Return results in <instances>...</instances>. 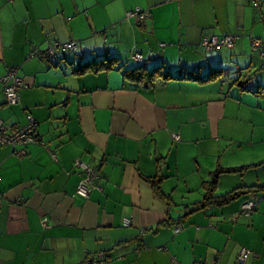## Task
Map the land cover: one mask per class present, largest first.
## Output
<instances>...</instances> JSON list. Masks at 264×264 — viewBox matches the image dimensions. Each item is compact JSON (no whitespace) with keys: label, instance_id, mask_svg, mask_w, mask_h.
Returning a JSON list of instances; mask_svg holds the SVG:
<instances>
[{"label":"crops","instance_id":"crops-1","mask_svg":"<svg viewBox=\"0 0 264 264\" xmlns=\"http://www.w3.org/2000/svg\"><path fill=\"white\" fill-rule=\"evenodd\" d=\"M138 7L146 20L128 17ZM227 34L233 48L202 45ZM254 39L264 42V0H0V79L13 68L24 79L17 104L0 90V119L17 128L30 114L39 136L21 156L0 144V264H86L98 253L100 264H239L243 247V264H264V55ZM56 42L170 77L146 85L118 69L76 72L82 61L44 55ZM215 68L212 80L191 78ZM77 159L100 174L87 198L76 193ZM215 175L216 195L245 193L192 210Z\"/></svg>","mask_w":264,"mask_h":264},{"label":"built area","instance_id":"built-area-1","mask_svg":"<svg viewBox=\"0 0 264 264\" xmlns=\"http://www.w3.org/2000/svg\"><path fill=\"white\" fill-rule=\"evenodd\" d=\"M127 15L128 17H135L139 22L146 20L150 16L149 12H145L139 7L128 12ZM236 39V35L234 34H227L224 36L215 35L211 37L206 36L202 40V45L208 51L219 50L222 47L233 48L235 46ZM164 45L165 44H162V46ZM253 48L258 50L260 54L264 55V42L262 40L254 39ZM59 52H76L78 54H82L77 42H68L63 44L56 42L45 52L44 55L53 60ZM34 54H36V51ZM134 59L141 62L143 61V56L142 54L137 53L134 55ZM0 83V90H2L6 95L7 102L13 105L17 104L20 99L19 90L24 85V79L17 74V70L14 68L9 69L8 72L1 77ZM173 138L176 140L180 139L178 134H173ZM38 141L39 136L37 132V122L32 115L28 114L26 124L17 128H13L11 125L0 119V144L11 145L14 147L20 146L21 149L17 151L19 156L26 153V144ZM75 163L82 173V179L77 185L76 193L79 196L87 198L90 196L91 189L93 187H101V185L96 184L97 180L100 178V174L96 168L90 166L83 160L77 159ZM258 200L257 196H252L245 200L241 207L243 213L248 216L251 215L258 205ZM46 222L47 220L45 219L44 224ZM131 223L132 221L129 217L124 219V226H130ZM180 229V227H176V231H179ZM251 254V249L243 247L238 257V263L243 264ZM105 256V253L90 255L86 260V264H100Z\"/></svg>","mask_w":264,"mask_h":264},{"label":"trees","instance_id":"trees-1","mask_svg":"<svg viewBox=\"0 0 264 264\" xmlns=\"http://www.w3.org/2000/svg\"><path fill=\"white\" fill-rule=\"evenodd\" d=\"M77 67L76 72H86V71H92V72H98L101 70H113L118 69L122 71V74L124 77L132 82L136 83H145L146 85H153L157 80H160V77H163L164 79H168L170 76L167 75L169 73L168 71H165L162 66H157L154 68H149L146 64L139 63L132 67H124L123 64H120L118 62V59L116 57H109L105 56L100 59H93L86 61L84 63H79ZM219 74H222V68H215L214 71L211 72V75L207 78H201L200 76H196L197 74L193 73L192 77L193 79L199 80V81H206V80H212L219 76ZM243 86V85H242ZM217 172H215L216 174ZM216 176H214V179L211 182L206 183V195L201 202L195 203L192 210H198L206 205L209 204H216V205H224L231 201L232 199L238 197L239 195L245 193L242 189H234L230 192H227L223 195H216L215 189L217 185V179Z\"/></svg>","mask_w":264,"mask_h":264},{"label":"rangeland","instance_id":"rangeland-1","mask_svg":"<svg viewBox=\"0 0 264 264\" xmlns=\"http://www.w3.org/2000/svg\"><path fill=\"white\" fill-rule=\"evenodd\" d=\"M62 53H64V55L66 56V58L68 60L74 61L76 65H77L78 62H81L82 61V63H84V62H86V61H88V60L91 59V57H89L88 54H85V56L82 57V56L74 55L73 53H68V52H62ZM120 64H125L127 66L130 65V64L125 63V62L124 63H120ZM133 65L135 66V64H133ZM246 74L249 77H251L254 74V71H252L251 73H246ZM262 75H263V73H260V76H262ZM244 77H246V76H244ZM259 78L261 79V77H259ZM251 151H252V149H247V147L242 149L243 157L245 158V161H251L250 158H249V156L252 157V155H249V156L246 157V155H248ZM255 157H259V156H255Z\"/></svg>","mask_w":264,"mask_h":264}]
</instances>
